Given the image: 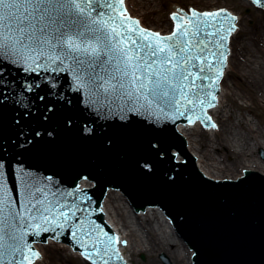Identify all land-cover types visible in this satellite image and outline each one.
Returning a JSON list of instances; mask_svg holds the SVG:
<instances>
[{"label":"water","instance_id":"water-1","mask_svg":"<svg viewBox=\"0 0 264 264\" xmlns=\"http://www.w3.org/2000/svg\"><path fill=\"white\" fill-rule=\"evenodd\" d=\"M106 3L112 7H106ZM177 7L181 8L173 12ZM127 8L125 0L123 4L117 0H100L99 5L90 6L92 17L109 21L104 27L105 33L110 37L114 35L110 25L121 33L115 37V43L129 34L137 38L135 33L125 31L130 21H139ZM182 8L183 5L176 2L171 11L174 28L170 33L154 31L151 26H142L140 21L139 25H131L158 32L162 37L173 33L179 36L187 30L188 35L182 39L192 41L193 45L204 41L217 52L216 57L209 55L203 63L193 61L198 66L211 62L212 70L206 72L210 79L189 76L184 82L188 86L187 99L178 97L180 102L176 109L179 111L158 102L150 108L127 103L122 93L114 92L109 86L116 82L108 81L103 52L96 73L105 80L96 83L104 84V88L98 89L89 82L86 73L79 75L74 70L73 61L64 58L61 46L56 44L55 32L51 39L56 47L46 45L45 54H40L38 49L31 54V59L0 55V162L4 164L7 177V194L15 201L16 209L25 214L22 176L32 173L47 193L46 198L41 197L45 206L52 207L46 215L56 221V224H44L29 220L25 215L24 222L16 225L23 235L22 251L12 264H33L38 258L33 252L42 256L36 244L47 243L50 239L71 245L91 264H104V260L108 264H128L119 250V245H126L128 239L117 235L102 208L110 191L122 193L136 212L148 206L161 209L178 236L195 251L194 264H264V174L259 169L244 168L245 175L242 176L244 172L240 174L241 178L225 176L224 180H219L218 176L205 175L196 164V153L189 151L184 133L178 129L181 124L198 120L205 128L213 123L217 128L213 117L206 119L211 116L208 114L211 107L207 104L211 97L204 92L216 97L212 101L215 106L218 95L222 94L221 82L228 66L230 39L237 29L239 15L225 9L227 6H218V10L190 8V12ZM219 8L238 19L212 20L192 14L193 10L196 13L218 12ZM100 12L104 15L99 16ZM73 19L71 16L65 18L61 32L71 36L82 48L91 45L102 49L92 35L77 34L79 29L71 23ZM201 21H211L214 26L204 28L201 24L200 32L193 36ZM221 24L222 34L228 39L223 41L224 48L217 50L206 39V33L215 32ZM233 24L235 30L228 33L227 29ZM219 34L211 40L217 39ZM128 46H131L130 41ZM193 52L201 55L195 47ZM53 55H60V60H50L49 56ZM190 71L197 73L199 67L190 68ZM196 85L206 86L199 97L193 95ZM199 100H204V105H200ZM178 154L184 160H179ZM236 178L239 179L232 180ZM65 212L70 217L67 221L60 216ZM37 223H40L39 229L29 226ZM44 228L49 230L43 231ZM37 232L39 235L35 234ZM105 249L108 255H104ZM117 252L122 259L116 258Z\"/></svg>","mask_w":264,"mask_h":264},{"label":"snow or ice","instance_id":"snow-or-ice-1","mask_svg":"<svg viewBox=\"0 0 264 264\" xmlns=\"http://www.w3.org/2000/svg\"><path fill=\"white\" fill-rule=\"evenodd\" d=\"M117 2L123 4L124 0H117ZM252 2L264 7V0H252ZM93 3L99 5L100 0H0V55L15 59H31L33 58L31 54L37 52L38 49L40 54H45L43 49L46 45H52L51 35L55 32L57 34L55 37L56 44L61 46V54L64 58L74 62L76 66L74 70L79 75L86 73L91 84L98 89L104 88V84L96 83L98 80H105L104 76L96 73V65L101 60V52H103L104 57H106L103 63L108 81L116 82L109 84V86L114 92L122 93L123 97L127 98V103L135 102L140 107L145 108H150L153 103L158 102V104L168 108L176 109V105L180 102L178 97L187 99L185 90L188 86L184 82L189 79V76H193V79H210L206 75V72L212 70L210 61L207 62L206 66H198L193 63L194 60L203 63L207 61L209 55L217 56V52L212 51L208 43L198 41L193 45L192 41L182 39L181 37L188 35L187 30L182 31L179 36L173 33L171 36L162 37L158 32L131 27L132 24L139 25V21H130L129 29H125L126 32L135 33L137 38H133L129 34L115 43L113 42L115 37L121 36V33L117 31L114 25L109 26L114 34L112 37L104 32V27L109 25V21H98L92 17L90 6ZM105 6L112 7L111 4L107 3ZM192 14L196 17L212 18V20L230 18L235 21L238 19L225 9L204 13H196L193 10ZM98 15L103 16L104 13L100 12ZM69 16L74 17L71 23L79 29L77 34L82 37L86 33L92 35L102 45V49L98 50L91 45L82 48L73 42L71 36L62 33L61 28L65 26V18ZM201 24L204 28L214 26L211 21H201L196 25L197 30L192 33L193 36L200 32ZM234 30L235 25L233 24L227 29V32L231 33ZM223 32V25L221 24L215 32L206 33V39L217 50L224 48L223 41L228 39L227 35L222 34ZM218 33H220L218 38L212 41L211 38ZM149 37L154 39H149ZM129 41L130 47L128 46ZM164 41L171 43H163ZM121 44L125 46L121 47ZM64 45H67V48ZM55 47L56 45H52L53 49ZM193 47L201 55H195ZM89 52L92 53V56H86ZM60 58V55L49 56L53 62L60 60ZM185 65H190V67H185ZM196 67H199V71L192 73L190 68ZM217 71L219 74V70ZM195 87L197 91L193 95L199 97L206 86L196 85ZM204 94L211 97V100L207 102L208 106H214L212 101L216 97L210 92H204ZM141 101L144 103H140ZM188 103L191 104L192 101L188 100ZM204 103V100H199L200 105H204ZM179 115L183 116L184 112H179ZM206 119L210 120L211 118L206 117ZM189 122L192 120L190 119ZM211 127H216V125L212 124ZM22 179L26 200L23 205L26 212L23 215L16 209L15 201L7 194V177L4 172V164L0 162V264H5V262L12 264L17 254L22 251L23 235L20 234V229L16 225L24 222L25 215L29 220H39L44 224H56L55 220H50L49 215H46L52 211V207L45 206L44 199H41L42 196L46 198L47 193L44 188L39 186L37 178L32 173H25ZM67 195L71 196L72 193ZM50 204L51 202H49ZM38 205L40 207H37ZM33 209L35 213H33ZM60 216L65 221L70 219L66 212L60 213ZM29 226L39 229L40 223ZM60 227L63 225L61 224ZM48 230V228L43 229V231ZM35 234L39 235L38 232ZM29 251H31L30 246ZM97 253H99V249H97ZM32 255L39 257L40 254L33 252ZM104 255H108L107 249H105ZM115 255L117 259H122L118 252ZM89 258L91 259V256ZM104 264H108V261L104 260Z\"/></svg>","mask_w":264,"mask_h":264},{"label":"bare ground","instance_id":"bare-ground-1","mask_svg":"<svg viewBox=\"0 0 264 264\" xmlns=\"http://www.w3.org/2000/svg\"><path fill=\"white\" fill-rule=\"evenodd\" d=\"M125 1L129 13L137 15L142 25L145 24L142 16L151 22L156 20L150 17L157 11L158 3L155 0ZM132 5L139 13L133 12ZM233 6L240 9L242 3L233 0ZM232 13L238 14L239 20L230 39L228 67L221 84L222 94L218 95L217 105L208 110L216 120L217 128L210 132L199 122L178 127L184 133L189 150L196 153V164L200 170L219 179L225 176L239 177L244 168L259 169L264 174V161L258 157L259 148L264 147V128L246 114L251 113L260 123H264V12L254 11L251 26L246 23L247 17L241 18V10L232 9ZM151 27L159 32H171L173 28L172 22L164 29ZM182 157L178 154V158ZM103 209L117 235L128 239L126 245H119L128 264H139L134 257L139 252H146L150 256L165 252L174 264H193V250L178 236L169 218L158 207H148L144 216L137 215V212L133 216L130 213L133 208L125 196L110 191ZM55 242L49 240L48 246L37 244L43 259L34 264H68L69 254L62 250L64 247L71 255L81 257L70 245ZM147 264L161 263L153 258Z\"/></svg>","mask_w":264,"mask_h":264},{"label":"rangeland","instance_id":"rangeland-1","mask_svg":"<svg viewBox=\"0 0 264 264\" xmlns=\"http://www.w3.org/2000/svg\"><path fill=\"white\" fill-rule=\"evenodd\" d=\"M235 1L242 3V6L240 9L233 8L234 7L233 6V0H212V1H210V0H204V1H198V0H155V3H158L157 11L154 12L153 14H151L150 17L155 18L156 20L151 22L149 18H144L143 16H142V19H143V22L148 26H153V27H158V28L164 29V28H168L169 26H171V22H172V26H173L174 23H173V20L171 18V11L174 8L176 2L178 5H183V8L187 11L189 10V5L191 3H192L193 8L217 9L218 6H227V9H230V7H231L230 11H232V9H234L235 11L241 10V12H242L241 18H242V16L247 17L246 23L248 26H251L254 23V17H253L254 11L264 12V7L256 6V4H254L251 0H235ZM131 7H132L134 13H139L138 10H136L135 6L132 5ZM145 24L143 26H145ZM246 114L248 115V117L254 118V122L256 124H259V126L264 128V123H260V121L258 120V118L256 116H254L253 114L248 113V112H246ZM214 128L215 127H211L210 129H205V128L204 129L212 132V130ZM258 157L264 161V147L259 148ZM146 212H147V209L144 211H140L139 213H137V215L144 216L146 214ZM130 213L133 216H135V214H136L134 209ZM133 219L135 220V218H133ZM167 234H168V232H167ZM55 243H57V242H55ZM57 244H62V243H57ZM40 245L48 246V243L47 244H40ZM62 250H64L66 253L69 254V258L67 259L68 264H89V262H86V260H84V258L82 256L80 257L77 255H71L69 250L66 247L62 248ZM134 257H135V260H137L139 264H147L153 258L158 259L161 264H174L172 259L170 258V256L168 254H166L165 252H159L157 254H154L153 256H150L146 252H139ZM42 259H43V256H41V259H38V260H42ZM192 262H193V259H192Z\"/></svg>","mask_w":264,"mask_h":264}]
</instances>
